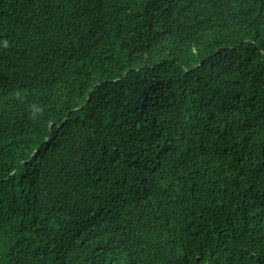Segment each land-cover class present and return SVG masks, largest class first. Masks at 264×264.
<instances>
[{"label":"trees","instance_id":"16d2710c","mask_svg":"<svg viewBox=\"0 0 264 264\" xmlns=\"http://www.w3.org/2000/svg\"><path fill=\"white\" fill-rule=\"evenodd\" d=\"M0 264H264V0H0Z\"/></svg>","mask_w":264,"mask_h":264}]
</instances>
